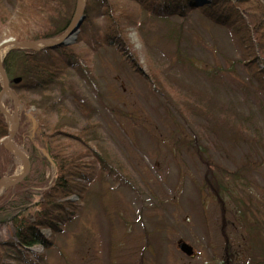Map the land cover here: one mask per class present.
Listing matches in <instances>:
<instances>
[{
    "label": "rangeland",
    "instance_id": "1",
    "mask_svg": "<svg viewBox=\"0 0 264 264\" xmlns=\"http://www.w3.org/2000/svg\"><path fill=\"white\" fill-rule=\"evenodd\" d=\"M4 1L15 14L12 0ZM113 1L136 14V4L131 1ZM251 11L254 9L247 8V15ZM95 23L100 25L104 20L101 17ZM140 23L129 25L127 34L142 69H155L174 87L178 100L186 102L183 98L187 95L200 100L196 103L207 111L167 107L164 98L152 93L114 47L90 49L79 43L81 64L72 71L64 88L68 89L59 93L55 88V95L69 108L72 125L95 123L92 128L97 139L90 145L105 154L113 168L109 174L97 173L74 219L56 234L54 246L37 264H242L245 258L244 236L231 209L224 218L235 253L225 248L221 209L202 186V163L181 143L180 135L188 141L201 137L200 144L207 147L212 159L230 171H235L244 157L255 159L259 154L246 142L255 139L254 130L264 138L260 83L244 64L245 57L232 33L199 11L190 12L187 19L141 16ZM10 33V27L4 26L0 44L14 39ZM76 36L77 31L68 43H74ZM0 79L3 86L1 74ZM0 95L9 130L17 111L19 128L25 117L28 135L39 142L42 127L33 112L36 106L26 109L20 100L15 106L7 91ZM28 98L36 99L41 108L48 102L40 90ZM28 115L36 119L40 132L32 131ZM238 123L244 125L246 133L243 137L237 134L235 141ZM240 136L250 140L243 142ZM4 145L13 160L4 163L9 171L3 178L17 177L23 172V163ZM260 156L262 165L244 178L243 190L253 191L264 201V154ZM31 171L32 165L29 174ZM6 190L0 188V206H5L8 196H14V191ZM12 235L11 222H0V240L9 241ZM181 242L193 248V256L178 248ZM40 251L42 248H34V252Z\"/></svg>",
    "mask_w": 264,
    "mask_h": 264
},
{
    "label": "trees",
    "instance_id": "2",
    "mask_svg": "<svg viewBox=\"0 0 264 264\" xmlns=\"http://www.w3.org/2000/svg\"><path fill=\"white\" fill-rule=\"evenodd\" d=\"M120 1L136 4V14L124 10L122 5L113 0H87L84 19L74 43L40 50L13 48L4 56L3 67L10 87L26 109L36 106L37 109L33 112L42 127V134H39V142L32 140L28 135L24 117L14 138L16 145L26 149L32 171L21 183L6 190L9 193L14 191V196L9 194L4 202L5 206H0V222L9 221L13 228L11 240H0V264H22L23 261L26 264H37L44 259V252L54 246L56 234L74 219L84 200L85 192L97 173L109 174L113 168L109 164V158L90 145V142L97 139L96 129L94 131L92 128L95 123L89 122L83 127L72 125L73 118L68 117L69 108L59 99L60 96L55 95L57 88L59 93L68 89L64 88L72 79V71L81 64L82 56L77 52L81 43L92 47L90 49L114 47L121 54L123 61L125 60L147 82L152 93L164 98L167 107L170 105L177 110L191 108L194 111L199 109V113L206 112L207 110L196 103L200 100L187 98V95L183 98L187 103L178 100L174 87L155 69L143 70L132 51L127 34L129 25H142L141 16H176L187 19L190 12L199 11L208 20L226 27L232 33L236 38L238 50L242 57H245L242 58L244 64L252 71L264 92L263 1ZM11 2L16 9L15 14L11 13L4 0H0V33L4 26H9V36L14 37L16 41L39 42L59 38L68 30L77 0ZM247 8H253L254 11L247 15ZM13 17L15 18L12 20ZM101 17L104 23L98 25L95 20ZM179 60L183 61L180 56ZM189 63L194 65L193 61ZM16 79L20 80L16 82ZM2 88L0 79V94ZM39 90L43 97L48 99L43 108L38 107L36 99L28 98ZM9 103L10 100H6V104ZM236 128L238 132L233 134L235 141L237 134L246 133L242 123H238ZM253 132L255 139L246 144L260 156L261 153L264 154V138L258 131ZM8 133L7 119L0 110V179L9 171L4 163L10 164L13 160L11 152L2 142ZM200 139L201 137L196 136L192 141H188L180 135L181 143L187 144L190 153L202 163V186L215 198L221 209L225 248L228 252L235 253L230 246V237L226 234L224 218L231 209L244 236L245 258L241 260L242 264H264V201L255 197L253 191L243 190V181H246L244 178L262 165V157L256 155L253 160L244 157L236 166V170L230 171L212 159L207 147L200 144ZM241 140L245 142L250 139ZM45 151L54 162L55 169L47 159ZM117 164L121 166L120 163ZM118 169L121 170L119 167ZM36 182H40L38 186L34 185ZM200 189L201 193L203 189ZM45 231H49V234ZM35 247H41L42 251L34 252Z\"/></svg>",
    "mask_w": 264,
    "mask_h": 264
},
{
    "label": "water",
    "instance_id": "3",
    "mask_svg": "<svg viewBox=\"0 0 264 264\" xmlns=\"http://www.w3.org/2000/svg\"><path fill=\"white\" fill-rule=\"evenodd\" d=\"M85 2H86V0H83V2H82V0H77L74 17H73V20L70 24V27L59 38L52 39V40H46V41H39V42L16 41L15 39H8V40H6L0 44V53L2 52V50L6 49V48H9V49L23 48V49H30V50H40V49L45 48V47H53L55 45L67 44L69 42L68 39L79 29V27L83 21ZM2 62H3V59L0 58V74H1V77L3 79V91L2 92L4 93L5 91H7L11 95V97L14 101V104L16 106L17 102H19V101H18V98L16 97V95L12 92V90L8 84L9 83L8 76L6 74V71L3 67ZM19 80L20 79H16L15 81L18 82ZM1 111L4 112L3 109H1ZM27 117L31 121L32 131H36V130L39 131L40 130V129H38L39 124L36 121V119L31 115H28ZM14 118H15L14 126L10 130L8 136L6 138H4L3 142H4V144H7L9 149L12 150L13 153L22 161L24 169H23L22 174L17 176V177H12V178H8V179L7 178H1L0 179V188H10V187L16 186L17 184L22 182L28 176V174L30 172V168H31V163H30L28 155L21 148H19L18 146H16L13 143V138L19 129L20 113L15 111L14 112ZM45 154H46L47 159L50 161L51 165L53 167H55V164L52 161L50 155L46 151H45ZM179 247L187 255L191 256L193 254V249L188 244L181 243Z\"/></svg>",
    "mask_w": 264,
    "mask_h": 264
},
{
    "label": "bare ground",
    "instance_id": "4",
    "mask_svg": "<svg viewBox=\"0 0 264 264\" xmlns=\"http://www.w3.org/2000/svg\"><path fill=\"white\" fill-rule=\"evenodd\" d=\"M8 50H9V48L2 50L1 56L3 57V54H5Z\"/></svg>",
    "mask_w": 264,
    "mask_h": 264
}]
</instances>
